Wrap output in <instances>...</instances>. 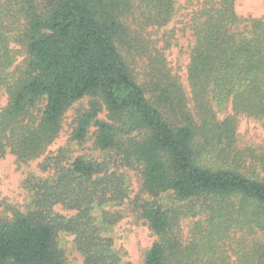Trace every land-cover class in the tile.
Segmentation results:
<instances>
[{"label":"trees","instance_id":"16d2710c","mask_svg":"<svg viewBox=\"0 0 264 264\" xmlns=\"http://www.w3.org/2000/svg\"><path fill=\"white\" fill-rule=\"evenodd\" d=\"M236 1L203 0L191 15L187 93L138 32L167 25L174 0H24L23 21L0 25V64L12 41L27 54L21 76L0 77V159L41 157L88 98L72 139L96 126V148L139 171L148 200L135 210L155 237L142 264H264V149L237 141L241 117L264 122V22L239 17ZM102 107L108 123L97 121ZM62 175L30 181L28 212L0 220V264H64L54 240L63 228L77 234L84 264H122L90 212L126 198L123 176L81 157ZM165 196L181 205L166 207ZM57 205L85 220L61 218ZM187 218L196 221L184 239Z\"/></svg>","mask_w":264,"mask_h":264},{"label":"rangeland","instance_id":"374dc122","mask_svg":"<svg viewBox=\"0 0 264 264\" xmlns=\"http://www.w3.org/2000/svg\"><path fill=\"white\" fill-rule=\"evenodd\" d=\"M203 0H174V13L169 23L162 27H149L138 31L140 38L147 46V52L162 51L171 72L179 77L184 90L188 93L186 69L189 61V48L193 39L189 30L190 17L201 7ZM38 5V2H36ZM25 6L24 0H0V25L9 27L23 21ZM235 11L239 17L259 19L264 22V0H237ZM135 30V29H134ZM6 32V30H2ZM166 47V48H165ZM123 53V52H122ZM140 56V55H139ZM27 54L24 47L16 42L7 46V56L0 64V77L3 83L12 81L21 76ZM145 60V58H143ZM138 61V58H137ZM141 67L134 69L138 72ZM8 103L5 87L0 88V113ZM90 99L85 98L70 108L62 123V129L56 140L39 158L26 164L19 163L15 156L7 152L0 159V220L10 221L16 214H26L30 203L31 182H55L63 177L75 158L109 162V171L123 176L126 198L123 201H114L95 207L90 212L92 226L99 231V238L111 243L113 251L119 253L122 264H142L146 251L155 241L145 221L135 210V203L147 201L148 196L143 192L141 175L138 170L119 165L114 152H105L96 148V126L89 129L88 136L82 142L72 139L74 119L79 110L89 108ZM97 121L108 123L107 112L102 111ZM132 133L131 136H135ZM237 141L241 147H252L257 153L264 149V122L241 117L237 127ZM166 207L181 205L170 196L162 198ZM53 213L63 219L81 217L79 211L64 208L61 205L53 207ZM196 218H187L181 221V234L184 239L189 236L190 228ZM54 235L58 249L63 253L64 264H84V257L79 251L77 234L63 228ZM238 237V236H237ZM230 256V252H227ZM233 260V257H231Z\"/></svg>","mask_w":264,"mask_h":264}]
</instances>
